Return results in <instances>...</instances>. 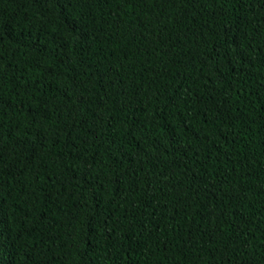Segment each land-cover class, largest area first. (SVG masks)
Listing matches in <instances>:
<instances>
[{
  "label": "trees",
  "instance_id": "trees-1",
  "mask_svg": "<svg viewBox=\"0 0 264 264\" xmlns=\"http://www.w3.org/2000/svg\"><path fill=\"white\" fill-rule=\"evenodd\" d=\"M0 264H264V0H0Z\"/></svg>",
  "mask_w": 264,
  "mask_h": 264
}]
</instances>
